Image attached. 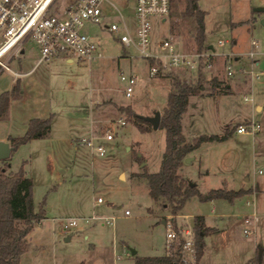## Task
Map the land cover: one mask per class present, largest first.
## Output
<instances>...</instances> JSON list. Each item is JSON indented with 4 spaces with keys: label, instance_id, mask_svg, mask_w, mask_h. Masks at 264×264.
I'll return each instance as SVG.
<instances>
[{
    "label": "rangeland",
    "instance_id": "obj_1",
    "mask_svg": "<svg viewBox=\"0 0 264 264\" xmlns=\"http://www.w3.org/2000/svg\"><path fill=\"white\" fill-rule=\"evenodd\" d=\"M68 1L57 0L56 4L60 8ZM113 1L126 14L129 12L124 0ZM199 3L206 10L207 43H213L216 52L210 66L205 67L207 88L203 92L213 97H197L195 108L189 104L186 112L193 113L185 112V131L193 140L203 133L220 134L226 125L235 129L251 119L260 122L261 129L256 133H239L235 129L225 140L201 142L193 151L194 160L183 172L198 181L197 188L203 193L222 186L225 179L234 190L251 187L256 182L264 188V74L253 77L248 71L252 62L249 52L253 48L258 51L255 57L260 60L253 69H264V9H255L264 8V0H199ZM173 12L176 15L170 16L166 23L154 19V39L173 35L177 40L190 43L192 39L182 35V30L189 26L183 0H175ZM112 19L117 17L107 18L108 21ZM85 30L99 44L102 58L92 62L79 58L68 62L60 58L52 68H47V61H43L30 74L0 71V93L10 89L17 77L26 92L21 100L13 101L10 114L0 119V139L23 135L28 128V116H52L49 135L21 143L11 153L12 168L18 170L23 166L34 180L36 208L39 210L43 202L48 214L30 234L33 245L30 260L35 264H134L133 249L140 255L166 251L161 215L171 213L151 197L146 177L133 175L159 169L165 148V129H155L151 123L135 120L127 110L119 114L110 102L114 99L124 103V107L131 106L139 115H153L154 109L163 111L167 105L171 78L150 76L147 59L134 47L124 51L119 33L92 22L85 24ZM254 38L259 41L256 47L251 46ZM23 46L25 52L21 50L19 56L10 61L11 67L22 73L36 63L38 55L33 42L26 41ZM236 55L241 62H235ZM229 61L234 62L232 75L227 72ZM239 63L245 65L240 67ZM121 71L138 75L131 97L123 91ZM176 73L190 81L197 78L195 71ZM228 82L232 87L226 90ZM214 84L216 88L213 89ZM228 92L229 95L218 100ZM99 100L103 104L100 111L107 117H116L99 122L95 128L94 134L98 136L104 135L107 128L114 133V139L102 140L106 149L104 155L92 154L81 139L91 135L92 114ZM257 104L262 106L257 107ZM121 116L125 123L118 122ZM137 155H141L143 161ZM147 158L148 163L144 164ZM223 188L229 189L226 185ZM261 192L255 195L259 215L255 230L246 234L242 220H231L222 233L210 234L205 238L202 259L206 264L242 261L264 264L255 251L257 244L258 248L264 247V191ZM99 196L104 202L94 205ZM253 198L252 192L233 200L224 197L201 200L194 194L186 200L175 219L178 224L185 222L187 226L189 220L186 219L203 213L211 220L226 224L228 219L221 220L219 215L246 214L252 211L253 206L247 201ZM127 208L131 214L126 213ZM94 210L98 214H115V226L93 221L94 230L81 231L88 225L80 220L78 226L63 228L67 217L90 215ZM85 233L89 237H84ZM66 234H72V238L67 240ZM189 257L193 258V254Z\"/></svg>",
    "mask_w": 264,
    "mask_h": 264
},
{
    "label": "built area",
    "instance_id": "obj_2",
    "mask_svg": "<svg viewBox=\"0 0 264 264\" xmlns=\"http://www.w3.org/2000/svg\"><path fill=\"white\" fill-rule=\"evenodd\" d=\"M126 14L113 0H69L62 7L57 6V0H0V71L9 70L15 75H21L14 70L10 61L19 56L26 41L33 42L38 49L36 65L43 61L51 60L57 56L79 58L87 61L98 60L103 57L97 41L85 30L87 22L97 23L119 33V40L123 50L134 47L137 52L145 57L149 63L150 76L165 75L178 70L197 72L201 58L207 66L212 63L215 50L208 48L200 52L195 40V23L187 16L189 26L182 30L183 37L189 36L192 41L185 43L177 40L173 35L168 37H153V21L159 19L162 23L169 21V17L176 15L174 11L175 0H124ZM180 17L184 16L179 14ZM116 16L117 19L108 21L107 18ZM106 19V20H105ZM176 23H174L175 25ZM223 43V42H220ZM259 44L257 39L251 40V46ZM252 62L248 71L251 75L264 74V69L255 71L254 65L260 63L255 57L258 51L250 50ZM228 54V53H226ZM234 62L227 64L228 74L234 73ZM124 82L123 91L127 97L133 95L138 75L134 72H120ZM248 99V96H245ZM118 122L125 123L122 118ZM261 129V123L251 119L240 123L236 131L239 133H256ZM114 133L110 128L102 136L95 134L82 138V143L87 145L92 154L104 155L106 152L102 140H111ZM263 170L260 169V172ZM102 196L97 202H103ZM131 214L130 209H126ZM259 218L256 212L243 216L244 232L252 231V223ZM80 220L87 223L101 221L115 226V214H98L96 212L85 216L67 217L63 222L65 230L78 226ZM166 233V253L175 251L182 241V249L188 254H193L194 233L189 221L187 226H180L175 220V215L169 214L164 218Z\"/></svg>",
    "mask_w": 264,
    "mask_h": 264
},
{
    "label": "trees",
    "instance_id": "obj_3",
    "mask_svg": "<svg viewBox=\"0 0 264 264\" xmlns=\"http://www.w3.org/2000/svg\"><path fill=\"white\" fill-rule=\"evenodd\" d=\"M184 13L191 17L195 23V40L200 52L209 48L207 43V31L205 16L206 10L200 6L199 0H183ZM204 58H201L197 69V78L190 81L179 73L171 72L167 75L172 78V87L168 94L167 105L161 112L160 128L165 129V148L160 167L157 171L134 172L133 175L146 177L151 197L163 208H167L171 214L176 215L185 204L186 200L197 194L201 200L218 197L233 200L234 197L253 192V188H240L237 190L223 187L211 188L203 193L197 185H191L179 173V168L186 157L196 149L201 142L206 140H225L237 128L226 125L222 133H203L187 141L183 133L182 117L190 104L193 94L201 93L205 84ZM216 78H213L215 81ZM213 89L216 88L214 84ZM227 90V88H226ZM22 95L20 78L17 77L10 89L0 93V119L8 116L11 99ZM134 115L135 120L144 121L141 115L134 112L131 106H120ZM52 116L32 117L28 128L23 135L9 136L10 144L16 149L21 143L36 137H44L50 134ZM143 161L141 155H137ZM10 159H0V264H21V256L30 248L27 239L35 224L45 217V208L40 204L35 210L33 199V178L26 173L21 166L18 170H10ZM193 233L195 251L193 258L182 249V241L171 254L140 255L135 253L134 264H196L200 261L206 245V235L214 230L206 224L203 215H195L193 218ZM258 258V252H257Z\"/></svg>",
    "mask_w": 264,
    "mask_h": 264
},
{
    "label": "crops",
    "instance_id": "obj_4",
    "mask_svg": "<svg viewBox=\"0 0 264 264\" xmlns=\"http://www.w3.org/2000/svg\"><path fill=\"white\" fill-rule=\"evenodd\" d=\"M235 41V40H234ZM209 45L211 46H209V48H211V49H213V50H215V46H214V44L213 43H210L209 42ZM22 51H24L25 52V49H24V46H23V49H22ZM36 53L38 54V49H37V51H36ZM224 53H229V52H224ZM38 58V55L36 56V59ZM60 58H65L68 62H73L74 61V59L72 60L70 57H66V56H57V57H54V58H52L51 60H48L47 61V63L45 64V66L47 67V68H49V67H53V66H55V65H57L58 63H59V60L58 59H60ZM241 59H240V56L239 55H236L235 56V62L237 61H239V62H241L240 61ZM41 64V63H40ZM40 64H37L36 65V63L32 66V67H30L29 69H27V71H24L22 74H30V73H32V72H34L36 69H37V67L40 65ZM245 64L244 63H239L238 64V66H244ZM240 67H238V68H240ZM207 68V67H206ZM179 71V70H178ZM180 72H181V70H180ZM165 76H167V77H170L171 78V76H169V75H167V74H165V75H158V76H155V77H158V78H163V77H165ZM52 77V76H51ZM53 79V78H52ZM51 79V80H52ZM49 81H50V79H49ZM63 82V81H62ZM14 83V82H13ZM51 83H52V81H51ZM171 84H172V78H171ZM172 86V85H171ZM226 86H227V90H229V88L230 87H232V83L231 82H228L227 84H226ZM22 87V86H21ZM207 88V86H206V84H204V86H203V89H202V91H201V93H199V94H193V95H191V97H190V105H191V108H195L196 106H197V102H196V98L197 97H213V95H204L203 94V92H204V90ZM25 91H24V89L22 88V95H21V97H19V98H13V99H11V102H10V106H9V111H8V115L10 114V111H11V104L13 103V101H15V100H21V98H23L24 96H25ZM134 94V93H133ZM230 94V92H228V93H225V94H223V95H221V96H219V99L218 100H220V99H223V98H225L227 95H229ZM131 97V96H130ZM113 99V98H112ZM98 104L95 106L96 107V110H95V112H94V110H93V114H92V116H93V118H92V124L90 125V131H91V135L92 134H94V132H95V128L97 127V125L99 124V122H101V121H105V120H107V119H109V118H116L115 116H110V117H107V115H105L104 114V112L103 111H100L101 110V105H103V104H101L100 103V100L97 102ZM110 103H112L113 105H114V108H115V110L120 114V111L122 110L121 109V107L120 106H123L124 105V103H119V102H117V101H115L114 99H113V102H110ZM110 103H104V104H109L110 105ZM118 104V105H117ZM259 105H261V104H257V107L259 106ZM262 106V105H261ZM155 110H158V109H154L153 110V112L155 111ZM161 111V110H160ZM162 112V111H161ZM187 113H193V112H191V111H187L186 112V114ZM185 113L183 114V117H182V125H183V133H184V135H185V137H186V140L187 141H191L192 140V138H191V135L188 133V132H186L185 131V125H184V123H183V120H184V117H185V115H186ZM148 115H149V113H148ZM36 116H38V117H44V116H42V115H32V116H28L27 117V121H28V123H29V120L32 118V117H36ZM193 116V115H192ZM119 118H122V116L121 117H119ZM55 119V116H54V118H53V120ZM51 130H52V124H51ZM51 132V131H50ZM78 139H80V137H77ZM84 138V137H83ZM114 138H115V136H114ZM113 138V139H114ZM82 139V138H81ZM5 140H7V141H9L10 142V140H9V138H7V139H5ZM112 140V139H111ZM194 151V150H193ZM191 152L190 154H189V156L190 155H193L192 157H193V159L192 160H194V158H195V155L193 154L194 152ZM12 153V152H11ZM162 155H163V153H162ZM7 159V158H6ZM9 159H10V162H11V155H10V157H9ZM189 162H191V161H189ZM189 162H187V161H185L184 160V163L181 165V167L179 168V173H180V175L182 176V177H184L187 181H189V182H195V184L197 185V187H198V181H194L190 176H188L187 174H184V172H183V170H184V168H185V166L189 163ZM146 163H148V158L146 159V161H145V163L144 164H146ZM10 170H13V171H16L17 169H13L12 168V162H11V167H10ZM206 172L208 173L209 172V170H206ZM263 172V171H262ZM247 179H249V177H247ZM223 185L222 186H220V187H224L225 185L229 188V189H235V188H233L232 186H231V184L229 183V181H227L226 179L225 180H223ZM243 188H253V192H252V194L254 195V198L252 199V200H250V199H248V201H247V203L248 204H250V205H252L253 206V208H252V211H250V212H248V213H246V214H249V213H252V212H256L257 214H258V212H257V207H256V196L255 195H258L259 193H262L261 191H264V188L258 183V182H256L253 186H251V187H249V186H242ZM242 187H240V188H242ZM237 190V189H236ZM97 202V200H95V202H94V205H95V203ZM104 202V201H103ZM157 203V202H156ZM34 206H35V210L36 211H38V209L36 208V204H35V202H34ZM47 209H49V207L47 208ZM128 209V208H127ZM95 212V210L93 211V213ZM106 214H108L107 212H106ZM111 214H113V213H111ZM203 215L204 217H205V220H206V224L208 225V226H211V227H213L214 228V230L213 231H211L208 235H206V238L210 235V234H219V233H222L225 229H227L228 227H229V223L231 222V220H242V218H243V216L244 215H246V214H237V215H235V214H233V213H222L221 215H219V217H221L222 219L221 220H224L223 218H227L228 220H226V224L225 223H221L220 221H218V220H211L210 218H208L209 216L208 215H206V214H203V213H197V214H194V215H192L190 218H188V219H186V220H189L190 221V223H192L193 222V218H194V216L195 215ZM177 215V214H176ZM165 216L166 215H164V214H162L161 215V218H162V220H161V222L164 224V218H165ZM237 216V217H236ZM259 216V215H258ZM176 217V216H175ZM239 217H240V219H239ZM48 218V214L47 213H45V217L42 219V220H40V221H38L36 224H35V226H37L38 224H41V223H43V220L44 219H47ZM176 220V219H175ZM258 220H259V218H258ZM258 220L257 221H255V222H253L252 223V231L253 230H255V226H256V223L258 222ZM230 221V222H229ZM177 222V221H176ZM94 222H89V223H86L87 225H88V227H86L85 229H82L81 231H84V230H89V228H90V230H94V226H92V224H93ZM103 223V222H102ZM184 223L185 222H182L181 224H178V225H180V226H184ZM222 224H223V226H222ZM226 225V226H225ZM251 231V232H252ZM250 232V233H251ZM30 234H31V232L28 234V236H27V239H28V241L30 242V244L32 245V243H31V241H30ZM84 237H89V234L88 233H85L84 234ZM65 238L67 239V240H69V239H71L72 238V234H66L65 235ZM32 247H33V245L26 251V252H24L23 254H22V256H21V264H35L36 262H34V261H31L30 259L32 258V255H33V252H31L32 251ZM205 250H206V245H205V248H204V252H205ZM258 250H259V248H258V244H257V247H256V250L255 251H257L258 252ZM162 253H164V252H162ZM158 254H161V253H158ZM204 254V253H203ZM203 255H202V257H201V259H200V261L198 262V263H196V264H206L203 260ZM242 263H245V262H239V263H237V264H242ZM248 263V262H247ZM264 263V262H263Z\"/></svg>",
    "mask_w": 264,
    "mask_h": 264
},
{
    "label": "water",
    "instance_id": "obj_5",
    "mask_svg": "<svg viewBox=\"0 0 264 264\" xmlns=\"http://www.w3.org/2000/svg\"><path fill=\"white\" fill-rule=\"evenodd\" d=\"M256 10H262L264 8L262 7H256ZM210 46V45H209ZM211 47V46H210ZM145 120L149 121L153 128L157 129L160 125L161 120V111L155 110L153 115H141ZM13 150V147L11 146L10 142L7 140L0 139V159H6L9 158L11 155V152ZM193 159L192 156H188L185 158V161L189 162ZM191 185H195V182H190ZM193 226V222L191 223ZM132 253H136V249L132 250ZM258 260L261 262H264V247H260L258 250ZM242 264H248L247 262Z\"/></svg>",
    "mask_w": 264,
    "mask_h": 264
}]
</instances>
